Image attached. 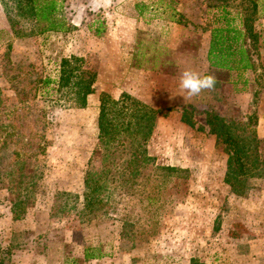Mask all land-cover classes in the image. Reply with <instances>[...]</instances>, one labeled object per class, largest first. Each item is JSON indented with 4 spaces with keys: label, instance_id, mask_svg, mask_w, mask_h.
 I'll use <instances>...</instances> for the list:
<instances>
[{
    "label": "rangeland",
    "instance_id": "374dc122",
    "mask_svg": "<svg viewBox=\"0 0 264 264\" xmlns=\"http://www.w3.org/2000/svg\"><path fill=\"white\" fill-rule=\"evenodd\" d=\"M135 1L140 0H62L68 29L43 35L34 34L28 21L11 32L0 6V123H11L9 131L31 135L42 147L18 150L12 143L0 147V264H264V172L255 168L238 176L234 188L239 194L234 193L224 181L228 146L205 124L206 115L229 125L260 111L264 116L260 70L243 76L248 80L246 106L244 98L234 95L239 81L231 85L224 73L204 67L202 58L198 62L192 55L190 63L185 59L184 71L216 76L215 91L157 110L160 115L146 143L153 158L146 180L138 179L121 192L109 191L111 210H82V179L96 145L97 95L116 99L133 93V77L123 79L133 63L132 31H150L147 13L142 22L147 30L136 28L141 21L135 17L139 11ZM170 1L173 10H180L175 13L181 16L179 22L199 32L225 23L239 28L240 9L249 6L247 0H234V8L205 13L201 0ZM115 15L123 18L116 21ZM100 21L96 37L93 31ZM252 26L258 39L249 48L250 55L264 67V0H257ZM106 28H116L115 36L104 39ZM70 55L82 57L97 76L93 97L83 109L64 105L68 96L55 92L52 85L48 93L39 85H27L44 77L55 79L60 58ZM14 112L21 117L12 119ZM182 115L192 124L183 122ZM33 119L36 122L30 123ZM16 150L20 155L12 160ZM257 150L263 152L264 144ZM23 158L26 163L19 161ZM20 172L30 183L31 194L25 214L12 220L7 187ZM57 193L69 196L58 198ZM84 253L100 257L84 259Z\"/></svg>",
    "mask_w": 264,
    "mask_h": 264
},
{
    "label": "trees",
    "instance_id": "16d2710c",
    "mask_svg": "<svg viewBox=\"0 0 264 264\" xmlns=\"http://www.w3.org/2000/svg\"><path fill=\"white\" fill-rule=\"evenodd\" d=\"M201 1L205 11L235 7L234 0ZM247 2L249 6L240 9V27H232L229 23H225L211 28L206 50L208 68L224 73L227 76V82L231 85L239 81L241 88L248 84L246 77H243L247 73L260 70V74L264 75V67L254 63L249 51V48L255 47L258 39V34L253 31L252 26L257 0H247ZM0 6L11 32L22 21H28L36 35L59 33L68 29L62 0H0ZM101 24L100 21L93 31L96 37L101 33ZM194 43L193 38L191 46L186 47L185 51L193 53ZM56 73L55 79L44 77L35 79L27 85L32 88L39 85L47 93L53 89L49 87L52 85L55 92L61 96H68L64 99V105L67 103L69 107L83 109L87 104V97L93 94L96 72L85 67L82 57L70 55L60 58ZM97 103L96 145L87 162L82 179L83 190L80 194L82 210L88 213L113 209L112 196L106 195L109 191L121 192L132 188L138 179L146 180L145 170L153 162V158L147 154L146 143L151 136L156 116L160 115L159 111L142 104L127 93L119 94L116 99H112L105 93H99ZM20 106H23V103ZM21 109L22 107L19 111ZM12 114V119L21 117L16 112ZM256 118V115L249 114L244 122L229 125L216 115L205 117L208 132L228 146L224 181L234 193L239 194L234 188L238 176H243L255 168L264 172V151L257 150L260 144H264V140L256 137L254 130ZM181 119L188 125L192 124L185 115H182ZM35 122V119L30 120V123ZM10 127L13 128L11 123L8 125L0 123V141L3 143L0 147L12 143L18 147V150L25 148L41 150L42 147L33 142L31 135L25 136L18 133L16 135L13 130H8ZM11 153L12 160L20 155L17 150ZM19 161L26 163L25 158ZM165 170L181 172L168 167H165ZM19 177L7 187L11 194L12 220H18L25 214V204L31 194L30 183L24 181L22 172L19 173ZM68 196V193L56 194L58 198ZM73 196L76 198V195ZM99 257V255L83 254L84 259Z\"/></svg>",
    "mask_w": 264,
    "mask_h": 264
},
{
    "label": "crops",
    "instance_id": "0c3cea01",
    "mask_svg": "<svg viewBox=\"0 0 264 264\" xmlns=\"http://www.w3.org/2000/svg\"><path fill=\"white\" fill-rule=\"evenodd\" d=\"M170 2V0H167V2L165 0H150V3H146V0L135 1V4H138L137 9H139L135 17L141 21L140 27L137 24L136 28L147 30L146 26L142 25V22L146 21L144 15L147 13L150 16V31H132L134 43L130 59L133 63L129 64L124 70V72H127L123 79L132 80L133 77L134 81L133 93H129L136 100L154 110L183 105L193 101L194 97L185 100L183 96L186 93L179 89V78L184 71L182 65L185 64V59L190 63L191 56L194 55L196 61L200 62L202 58L204 67H208L206 50L209 42V31L199 32L198 29L193 31L192 26H184L179 22L181 17L175 14L176 12L180 13V10L178 8L173 10L172 7L174 6L170 7ZM113 18H116V21H121L123 16L115 15ZM136 19L128 18V21L137 23ZM114 31H116V28L113 30L106 28L104 39L110 38L112 35L115 36L116 32L114 33ZM192 38L195 40L193 53L187 52L188 50L185 51L186 47L191 46ZM107 46L109 47V41ZM239 86L234 95L237 100L244 98V101H246L244 105L248 106L249 99L247 98H249V94H246L248 93L247 88H241L242 85ZM92 95L87 97V101H89V97H93ZM256 117L254 126L256 137L264 140V116L262 111L258 112ZM255 258L257 259V257ZM68 262L73 264L72 261Z\"/></svg>",
    "mask_w": 264,
    "mask_h": 264
},
{
    "label": "clouds",
    "instance_id": "9594fccd",
    "mask_svg": "<svg viewBox=\"0 0 264 264\" xmlns=\"http://www.w3.org/2000/svg\"><path fill=\"white\" fill-rule=\"evenodd\" d=\"M218 83L215 75H201L194 70H185L179 78V89L186 93L184 99L199 96L204 91H215Z\"/></svg>",
    "mask_w": 264,
    "mask_h": 264
}]
</instances>
